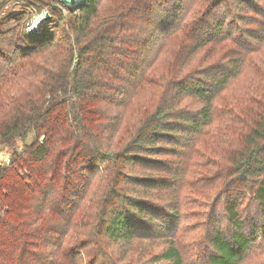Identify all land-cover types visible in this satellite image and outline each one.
<instances>
[{
	"label": "trees",
	"instance_id": "obj_1",
	"mask_svg": "<svg viewBox=\"0 0 264 264\" xmlns=\"http://www.w3.org/2000/svg\"><path fill=\"white\" fill-rule=\"evenodd\" d=\"M8 2L0 264H134L127 244L176 232L188 152L219 171L205 181L221 180L204 264H246L264 249V0H27L51 13L34 33L25 9L2 16ZM214 133L212 159L199 146ZM156 258L183 264L174 239Z\"/></svg>",
	"mask_w": 264,
	"mask_h": 264
},
{
	"label": "rangeland",
	"instance_id": "obj_2",
	"mask_svg": "<svg viewBox=\"0 0 264 264\" xmlns=\"http://www.w3.org/2000/svg\"><path fill=\"white\" fill-rule=\"evenodd\" d=\"M27 0H9V2L2 8V16H6L14 11L26 10L25 25H27V30L31 33L37 32L42 29L45 20L46 12H49V7H44L42 10H38L35 7H28ZM82 3V2H81ZM80 4V3H79ZM50 19V18H49ZM246 83V80L239 82L232 90L228 91V96H223L224 99H233L236 94ZM221 107L223 105L219 104ZM221 134H213L209 137L202 136L200 140L207 141L209 148L200 145V152L202 155H210L212 159L221 157V151L223 147L221 146ZM33 135L30 134L27 142H30ZM1 139V138H0ZM24 142L19 139L18 147L22 148ZM211 145V146H209ZM212 148V150H211ZM212 151L211 154L209 152ZM214 151V152H213ZM13 150L5 145H0V165H9L11 162ZM201 156V155H200ZM200 156H195L193 153L188 152L186 158L184 159L183 169L185 170L184 177L186 178V183L180 188V196L182 197V216L180 220H172L176 232L171 233L170 230H164L163 233L155 236L144 237L138 239L131 247L126 245V248L130 251L128 260L133 261L134 264H162L163 260L156 258V255L160 253L170 239H174L179 245L180 250L183 255V264H204V237L207 236L206 227L209 225L211 220V215L213 211L211 205L213 204L212 199L218 193V188L221 185V180L212 183L205 181L203 175L219 176V171L213 165H205L200 167L194 162L201 159ZM210 159V160H212ZM205 158V161H208ZM216 165L225 168L228 161L225 159H217ZM189 169V170H188ZM187 170V171H186ZM195 176L196 181L193 182V177ZM172 225V224H171ZM174 228V229H175ZM79 233V232H78ZM77 233V234H78ZM107 250L111 253L118 252L112 244H108ZM124 251V249H123ZM89 257H93L96 253L95 249L89 250ZM117 253L115 257H117ZM127 260V259H126ZM63 264H66L64 262ZM78 264H81L80 262ZM246 264H264V249L261 252L256 253Z\"/></svg>",
	"mask_w": 264,
	"mask_h": 264
},
{
	"label": "water",
	"instance_id": "obj_3",
	"mask_svg": "<svg viewBox=\"0 0 264 264\" xmlns=\"http://www.w3.org/2000/svg\"><path fill=\"white\" fill-rule=\"evenodd\" d=\"M64 4L72 7V8H75V7H78L80 4V0H61ZM50 18V14L48 12H46V15H45V20H49Z\"/></svg>",
	"mask_w": 264,
	"mask_h": 264
},
{
	"label": "bare ground",
	"instance_id": "obj_4",
	"mask_svg": "<svg viewBox=\"0 0 264 264\" xmlns=\"http://www.w3.org/2000/svg\"><path fill=\"white\" fill-rule=\"evenodd\" d=\"M84 0H80V2L79 3H81V2H83Z\"/></svg>",
	"mask_w": 264,
	"mask_h": 264
}]
</instances>
